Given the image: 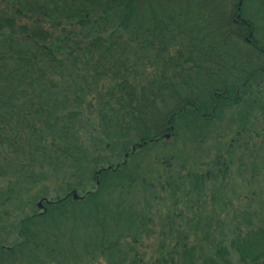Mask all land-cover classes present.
Listing matches in <instances>:
<instances>
[{"label": "trees", "instance_id": "16d2710c", "mask_svg": "<svg viewBox=\"0 0 264 264\" xmlns=\"http://www.w3.org/2000/svg\"><path fill=\"white\" fill-rule=\"evenodd\" d=\"M0 2L13 12L0 15V205L97 165L101 149L125 152L182 129L201 139L205 121L221 120L241 94L251 93L239 122L252 117L251 87L264 74V0ZM31 16L61 28L59 34L21 23ZM125 166H96L89 172L95 189L77 200L75 190L41 198L42 212L14 225L19 241H0V260L20 255L28 264H70L90 255L144 264L124 243L137 242L144 218L113 200L136 182ZM185 181L195 191L207 178L189 174ZM260 213L222 220L211 234L204 225L201 247L172 249L154 264H264V215L251 224Z\"/></svg>", "mask_w": 264, "mask_h": 264}, {"label": "rangeland", "instance_id": "374dc122", "mask_svg": "<svg viewBox=\"0 0 264 264\" xmlns=\"http://www.w3.org/2000/svg\"><path fill=\"white\" fill-rule=\"evenodd\" d=\"M11 5L10 2H0V15H13ZM29 18L23 19L21 23H40L43 29L52 31L54 35L59 34L61 28L54 30L51 23H38L40 20L34 16ZM251 92L257 105L245 125L244 121L239 122L238 117L245 106L237 105L226 111L224 117L217 120L201 139L193 138L182 129L171 139L149 144L127 159L124 175L131 174L136 182L132 187L121 188L118 191L121 197H113V200L144 218L145 226L142 233L138 234L137 242L131 244V238L124 242L134 247V254L144 264H154L157 260L168 258L172 249L180 252L181 247L185 246L201 247L204 225L208 226L209 233H213L218 222L233 220L234 223L243 212H261L251 221L254 226L264 215V74L258 77V83L251 87ZM230 144L233 146L229 154ZM120 151L101 149L94 153V158L98 157L97 165H86L82 172L73 176L50 178L16 199L2 203L0 241L5 246H12L19 241L13 230L14 225L26 215L42 212L37 207L41 198H62L72 190L80 196L93 191L95 184L89 172L96 166L115 165L125 159ZM224 167H227V171L223 181L218 177L206 181L204 185L198 182L195 191L186 183L174 197L166 189L167 184L170 187L177 185L179 176L184 183L189 174L199 176L208 173L210 176L218 170L223 171ZM4 186L5 183L0 182V188ZM82 256L77 259L71 257L68 262L107 264L104 257ZM1 258L0 264H28L27 259L20 255Z\"/></svg>", "mask_w": 264, "mask_h": 264}, {"label": "flooded vegetation", "instance_id": "af4514ba", "mask_svg": "<svg viewBox=\"0 0 264 264\" xmlns=\"http://www.w3.org/2000/svg\"><path fill=\"white\" fill-rule=\"evenodd\" d=\"M249 95L250 94H241V96H242V99L241 100H239V101H237V102H235V105L234 106H237V105H239V106H245V105H247V104H249ZM248 97V98H247ZM216 121H217V119H212V120H210V121H205L206 122V125H207V128L208 129H210L215 123H216ZM245 122V121H244ZM242 131L244 130V129H241ZM167 139H171L170 137H168V138H166L165 140H167ZM164 140V139H163ZM149 144H152V143H146V144H144V143H142V144H136L137 146L135 147V149L133 148V145H131V146H129V148L125 151V152H123V156H124V158L125 159H123V160H121L119 163H117V164H115V167H117L119 164H122L123 162H126V160L127 159H130V158H132L133 157V155L134 154H136L137 152H139L140 150H142L143 148H145V147H147ZM135 145V144H134ZM232 146H233V144H230L229 145V150H228V153L230 154V152H231V149H232ZM123 158V157H122ZM220 163V161L219 160H217V164H219ZM224 164V163H223ZM222 164V165H223ZM221 170H218L217 172L219 173ZM226 171H227V167H224V169H223V171H222V173H223V175L220 177V179L223 181L224 179H225V173H226ZM214 173H216V172H214ZM213 173V174H214ZM212 174V175H213ZM206 178H207V181H209V180H216L215 178L213 179V178H210L209 177V174L207 173L206 174ZM217 178V177H216ZM181 181V182H180ZM96 183H98V182H96ZM187 182L186 181H184V183H183V179H181V177L179 176L178 177V184L177 185H174V186H172V187H170V185L169 184H167V190H168V192H170V194L171 195H173V197L174 196H176L178 193H179V191H180V188L183 186V185H185ZM173 188V189H172ZM171 190H172V192H171ZM73 192H75V191H73ZM71 198L73 199V200H77V198L76 199H74L73 198V196H72V192H71ZM175 204H176V202H175Z\"/></svg>", "mask_w": 264, "mask_h": 264}, {"label": "water", "instance_id": "95a60500", "mask_svg": "<svg viewBox=\"0 0 264 264\" xmlns=\"http://www.w3.org/2000/svg\"><path fill=\"white\" fill-rule=\"evenodd\" d=\"M241 3V2H240ZM239 3V4H240ZM72 196H73V198L74 199H76L78 196H77V194H76V192H72ZM37 207L39 208V209H43V205H42V202L40 201L38 204H37Z\"/></svg>", "mask_w": 264, "mask_h": 264}]
</instances>
